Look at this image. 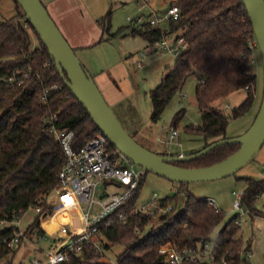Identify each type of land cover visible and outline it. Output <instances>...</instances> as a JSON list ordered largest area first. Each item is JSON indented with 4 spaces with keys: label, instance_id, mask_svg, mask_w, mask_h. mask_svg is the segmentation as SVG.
<instances>
[{
    "label": "trees",
    "instance_id": "16d2710c",
    "mask_svg": "<svg viewBox=\"0 0 264 264\" xmlns=\"http://www.w3.org/2000/svg\"><path fill=\"white\" fill-rule=\"evenodd\" d=\"M16 2L19 12L0 21V221H5L0 225V260L14 257L19 249L8 245L18 228L12 221L19 219L30 207H41L45 210V217L54 212L48 197L59 185V171L66 154L45 118L57 112L56 125L75 131L76 147L82 146L95 133L102 132L66 81L68 75L62 76L55 58L27 18L24 8ZM177 2L180 7L177 19L153 24L148 14L143 20L135 17L115 32L111 31V12H108L97 19L103 30L101 40L124 33L139 35L153 44L167 36L177 39L184 35L188 46L176 56L163 80L150 90L152 117L154 120L160 118L188 77L197 73L200 81L196 86V97L202 122L189 124L186 129L210 139L206 143L209 145L227 136L231 118L245 115L254 105L258 74L244 54L250 52V41L255 40L256 35L244 0ZM83 66L87 69L84 63ZM29 70L30 78L21 83L8 79L11 74ZM55 84L62 87H55ZM247 85L246 97L229 114L216 104ZM47 88L50 90L43 99ZM185 111L181 108L174 114L172 126L179 127ZM108 144L117 149L110 140ZM239 146V143L221 144L205 154L175 163L190 167L209 165L229 156ZM143 181L144 176L125 206L126 222L104 228L105 249L122 247L115 256L117 264H163L165 255L159 251L161 246L171 244L182 250L210 242L212 233L226 218L222 208L211 204L210 199L194 196L184 189L182 182L173 196L163 197L160 201L162 205H169L184 194V206L180 211L169 210L159 219H153V224L160 222V226L153 229L152 217L133 211ZM246 181L242 206L251 216L264 214L257 206L258 198L264 192V177L248 176ZM239 218V212L232 215L220 229L214 244V261L245 263L243 252L250 243L246 245L243 237L237 236L241 230ZM34 233L39 237L45 234L40 213L25 230V234ZM24 241L25 236H22L19 244ZM105 249L98 251L86 245L81 251L72 250L67 259L58 264H116L103 259Z\"/></svg>",
    "mask_w": 264,
    "mask_h": 264
},
{
    "label": "rangeland",
    "instance_id": "374dc122",
    "mask_svg": "<svg viewBox=\"0 0 264 264\" xmlns=\"http://www.w3.org/2000/svg\"><path fill=\"white\" fill-rule=\"evenodd\" d=\"M141 1L146 0H94L93 4L95 7L100 6V10L102 7L105 14L111 12V31L115 32L119 27L130 23L129 17H136L142 14L141 12L145 15L149 14L150 11L147 7L140 9L141 7L138 3ZM147 1L149 2L150 0ZM152 5L159 14H162L164 4L161 0H155ZM19 10L20 7L16 0H0V21H5L16 15ZM34 40L37 42L35 36ZM75 51L82 62H86L89 65L92 75L97 70H103L105 80L101 81V83L95 81L125 128L142 145L157 153L171 155H179L180 153L191 154L207 146L206 143L210 139H206L204 135L186 129L189 124L197 125L202 122V113L196 97V86L200 81L199 74L195 73L188 77L183 88L177 92L169 105H167L160 118L154 120L152 117L153 103L150 90L163 80L168 70L174 65L176 59L174 54L168 52L157 53L154 45L150 44L143 37L131 34L124 35V33L86 48L84 52L77 49ZM142 52L145 53L143 59L144 65L140 67L136 64V59L141 57ZM257 53L259 54L260 64L256 67L254 66V69L258 73V98L250 114L230 119L226 137H235L244 133L252 124L259 110L264 89V73L260 49L257 50ZM246 94L247 90L242 88L220 99L216 104L228 114L234 106L243 101ZM181 108H185L186 111L179 122V134L172 138V118ZM116 150L109 147L110 152H115ZM135 167L137 170L144 169L137 163H135ZM248 176L255 178L264 177V145L246 165L234 174L211 180L184 182V189L193 193L198 198L213 199L215 205L222 208L226 213L224 221L212 233L210 244H215L219 231L227 220L232 215L241 212V210L234 206V203L238 198L237 193L244 190V186L247 183L246 177ZM179 185L180 183L177 181L146 170L136 204L141 205L151 202L155 192L159 198L173 196L177 192ZM105 189V184L100 182L97 187L96 197H100L102 191ZM116 189V186H112L107 190L108 192H112ZM48 200L50 204L55 202L54 191L48 197ZM260 202L264 204V195L261 197ZM180 203L184 204V194L172 202L174 206L176 204L181 205ZM83 206L86 207L84 202ZM257 206L259 207V205ZM243 209L246 210L247 208L243 207ZM37 216L38 212L36 208L30 207L18 219L20 220V228L25 231ZM44 219L45 222L49 221V226L54 223L50 215L44 216ZM71 219H73L74 225L79 227L81 218L77 211L73 212L72 215L62 213L57 217L60 225L69 223ZM241 229L244 233L243 239L246 245L250 243V247L248 248L252 252H250V260H252L253 264H264V222L261 224V227H258V223H255L252 220V216L246 212L242 216ZM53 235L57 237L59 236V232L56 231ZM52 238L41 239L38 233H34L33 235L25 234V241L22 244H18L17 247L19 249L13 257L14 260L20 261L37 256L36 252L39 250V246L44 248L48 245L50 246L54 243ZM121 250V246L105 249L103 259L114 261L116 253ZM245 250L243 256L248 259V252ZM253 253L255 256L252 255ZM6 258L1 259L0 264H3ZM199 264L222 263L214 260H204Z\"/></svg>",
    "mask_w": 264,
    "mask_h": 264
},
{
    "label": "built area",
    "instance_id": "2783aa9c",
    "mask_svg": "<svg viewBox=\"0 0 264 264\" xmlns=\"http://www.w3.org/2000/svg\"><path fill=\"white\" fill-rule=\"evenodd\" d=\"M139 4L143 6L144 2L141 1ZM136 17L139 20L144 19L143 14ZM179 17L180 7L177 0H174L163 14L151 13L149 19L153 24H164L171 18L177 19ZM129 19L133 20L135 17H129ZM188 44L187 38L181 35L177 39L173 36H167L152 45H154L157 53L168 52L178 56ZM257 50H259L257 39L251 40L250 52L244 54V57L255 67L260 64ZM144 56L145 53L142 52L141 58L137 62L140 67L143 66ZM30 76L31 71L29 70L22 74H11L8 79L13 83H21ZM54 86L62 87L59 84ZM248 88L249 85L246 86V89ZM49 90L50 88L45 90L43 99L47 98ZM57 119V112L45 118L66 154L65 161L59 171V185L54 190L55 202L51 203L54 212L50 217L59 216L62 213L72 215L73 212L77 211L81 218V224L76 227L73 219H71L69 223L60 225L58 228L59 236L53 240L54 243L45 250L44 254L20 261L8 257L3 264H58L67 259L72 250L81 251L86 245L93 246L95 250L103 251L105 249L104 228L117 222H126L125 206L133 197L146 173L145 169L137 170L135 162L119 149L110 152L109 138L104 132L95 133L82 146L76 147L74 143L75 131L69 128H59L56 125ZM178 134V128L172 126L171 137L174 138ZM100 182L105 184L106 189L102 191L100 197H96ZM112 186H116L117 189L108 192L107 189ZM243 191L237 193L238 198L234 203V206L241 210L240 214L249 212L248 209L244 210L242 206ZM160 199L155 192L151 202L141 205L135 204L133 208L134 212L147 213L148 216L152 217L150 224L153 229L160 226V222L153 224V219H159L163 213L169 210L177 212L182 209L181 205H178L177 208L173 204L162 205ZM83 202L86 207L83 206ZM210 203L215 205L213 199H210ZM35 208L40 213V218H44L45 210L39 206ZM3 222L5 221H0V225ZM12 223L18 226L14 231L15 235L8 241V245L14 248L18 246L21 237L25 236V231L20 228V220L16 219ZM238 223L242 224L240 220ZM138 231L140 230L138 229ZM159 251L165 255L163 264L197 263L215 258L214 245L210 242L182 250L171 244H166L161 246Z\"/></svg>",
    "mask_w": 264,
    "mask_h": 264
},
{
    "label": "water",
    "instance_id": "95a60500",
    "mask_svg": "<svg viewBox=\"0 0 264 264\" xmlns=\"http://www.w3.org/2000/svg\"><path fill=\"white\" fill-rule=\"evenodd\" d=\"M27 18L39 33L56 63L71 85L74 94L84 104L95 123L117 149L125 153L145 170L168 179L182 182L211 180L234 174L246 165L264 145V89L259 110L250 127L235 137H222L191 154H160L142 145L125 128L113 107L106 100L93 75L76 54L47 6L42 0H17ZM258 41L264 73V0H244ZM225 143H239L237 150L222 160L209 165L190 167L175 163L200 156Z\"/></svg>",
    "mask_w": 264,
    "mask_h": 264
},
{
    "label": "crops",
    "instance_id": "0c3cea01",
    "mask_svg": "<svg viewBox=\"0 0 264 264\" xmlns=\"http://www.w3.org/2000/svg\"><path fill=\"white\" fill-rule=\"evenodd\" d=\"M154 1L155 0H150L149 2L147 0L143 1L144 5L140 6L141 7L140 9L147 7L148 10L150 11L149 14L158 13L157 10H155L154 6L152 5V3ZM161 1L164 4L163 12H161L163 14L167 10V8L173 3L174 0H161ZM43 2L47 6L49 12H51L50 14L53 15L55 21L58 23V25L61 28V30L63 31V33L66 35L68 40L72 43V45L77 50L84 52L86 48L95 46V45L100 44L101 42L107 40V39L101 40L102 35H103V30L99 26V23L97 21V19L100 16H103L105 14L104 9L101 7V10H100V6L95 7V5L93 4L94 0H43ZM141 13L144 14L143 12H141ZM139 15H141V14H139ZM140 58L136 59V64ZM143 59H144V57H143ZM142 61H143V65H144V60H142ZM84 64L87 67V69L90 71L89 65L86 62H84ZM102 71L103 70H101V71L97 70V72H94V74H93L94 79L98 83L99 82L101 83V81L105 80V77H104L105 74ZM90 73H91V71H90ZM235 92H233V93H235ZM233 93H231V94H233ZM257 98H258V90L256 92V99H255L254 105L256 103ZM254 105H253V107H254ZM252 108H251V110H252ZM251 110L249 112H247L246 114H250V112H252ZM239 133H242V132H239ZM180 154H183V153H180ZM263 195H264V192L259 196V200L257 201V205H259V207L264 212V204H261V202H260V199ZM181 206L183 207L184 204L182 203ZM243 215L244 214H240L239 220L241 222H242V216ZM57 217L58 216L51 217L54 220L53 221L54 223H52L51 226H49V223H48L49 221L45 222L44 218L41 219V224L45 229V234H43L41 236V239L53 237L52 239L54 240L56 238V237H54L53 234L56 231L58 232V228L60 227V224L57 220ZM252 220H254L255 223L256 222L258 223V227H261V224L264 222V214H257V213L253 214ZM241 227H242V224H241ZM243 235H244V233L242 232V229H241V231L238 232L237 236L243 237ZM50 246L48 245L45 248L39 246L40 248L36 252L37 255L44 254L45 250ZM245 251L248 252L247 253L248 259H246L244 264H253L252 260H250L251 253H252L251 249H247ZM243 253L245 254V252H243ZM252 255L255 256L254 253Z\"/></svg>",
    "mask_w": 264,
    "mask_h": 264
}]
</instances>
